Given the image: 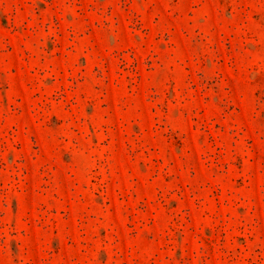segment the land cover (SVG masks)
Instances as JSON below:
<instances>
[{
    "label": "rangeland",
    "instance_id": "374dc122",
    "mask_svg": "<svg viewBox=\"0 0 264 264\" xmlns=\"http://www.w3.org/2000/svg\"><path fill=\"white\" fill-rule=\"evenodd\" d=\"M0 264H264V0H0Z\"/></svg>",
    "mask_w": 264,
    "mask_h": 264
}]
</instances>
